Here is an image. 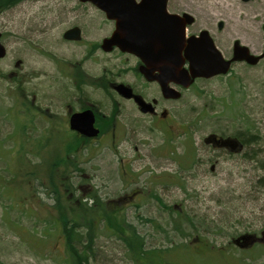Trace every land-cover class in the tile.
<instances>
[{"label": "rangeland", "instance_id": "obj_1", "mask_svg": "<svg viewBox=\"0 0 264 264\" xmlns=\"http://www.w3.org/2000/svg\"><path fill=\"white\" fill-rule=\"evenodd\" d=\"M57 1L10 0V6H15L0 17L4 43L23 48L24 70L34 71L26 88L40 96L52 97L55 109L63 105L53 96L55 75L43 77L46 80L43 81L38 74L40 68L49 73L52 65L41 64L34 48L54 47L63 57V53L68 56L70 50L65 51L60 42L62 33L71 25L82 26L83 39L88 43H100L110 35L104 17L92 8H78L74 0H66L69 13L65 16L56 8L58 3L63 6ZM199 1L205 4L203 10H213V42L225 60L231 58L235 41L252 55L260 54L264 0ZM220 22L224 24L221 31L216 28ZM69 48L78 53L81 46ZM65 59L71 60L70 56ZM94 60L88 63L90 75L132 63L128 57L118 55H101ZM8 64L6 60L0 63L1 264H70L65 239L59 234L61 228L53 230L46 223L58 221L59 209L72 208L73 201L79 199L84 203L89 195L77 190L86 185L103 202L115 200L133 189L144 193L134 200L138 206L123 210V220L141 238L143 249L163 257L164 264H264V63L255 67L234 63L228 75L196 83L177 105L174 135L146 131L139 132L132 141L129 126H118L121 141L116 152L103 146L92 161L77 157L83 173L66 171L64 183L71 186L70 190L77 188L69 195L71 204L67 198L62 200L52 192L63 194L60 177L55 180L59 189L51 188L49 193L44 188L47 184L50 187L48 165L62 158L66 134L59 132L51 139L53 145H47L44 141L47 130L20 129L22 120L15 110L6 113L14 127L4 117L3 112L11 107L14 95L11 84L5 80ZM59 80V92L64 98L66 92L70 95V90L66 91L68 80ZM88 96L99 101L104 110L106 102L99 91H88ZM178 123L182 126L177 130ZM167 135L172 142L165 139ZM210 135L238 139L246 146L233 154L212 150L203 143ZM168 153L186 158L198 156L201 171L187 168L185 174H180L176 163L168 159ZM121 159L132 177L128 170V174L119 173ZM166 178L173 184L164 182ZM155 197L175 202L181 210L162 211L152 207ZM243 237L256 241L244 246L247 240L242 242ZM77 239H83V243L77 244L84 251L83 264H140L102 224L93 243L88 244L89 250H85L84 235Z\"/></svg>", "mask_w": 264, "mask_h": 264}, {"label": "flooded vegetation", "instance_id": "obj_2", "mask_svg": "<svg viewBox=\"0 0 264 264\" xmlns=\"http://www.w3.org/2000/svg\"><path fill=\"white\" fill-rule=\"evenodd\" d=\"M78 8L89 7L92 8L101 17H104V22L110 28V35L101 40L100 43H88L85 42L83 37V29L81 25L68 26L62 33L61 46L68 52L71 60L67 61L64 53L63 57L61 53H57V48L45 50L41 46L34 48L37 51V60L41 64H51V71L48 73L44 69L40 68L38 74L46 78H52L55 75V93L54 97L62 102L63 105L59 109H55L53 99L50 96H40L34 90L31 92L26 88V85L31 80L30 77L34 75V71L28 73L24 70V59L22 56V50L20 47L15 46L8 47V42L4 43V33L0 30V46L3 49V57L0 58V63L7 61L8 69L5 74V80L11 84L13 88L12 105L6 108L3 114L5 119L10 123L6 113L16 111L22 120L19 128L23 129H44L47 130V136H45V144L53 145L51 139L58 136L59 132L63 131L65 136L66 148L68 154L65 156L67 162V168L69 173H83V170L78 167L77 157L88 158L92 161L99 149L105 146L109 148L111 152H116V148L120 144L119 134L117 133V127L120 125L129 126L130 137L134 140L139 132L155 131L161 133H175L173 126L175 125V117L178 109V103L182 101L185 93L188 92L198 82H205L213 80V78H195L188 88H185L186 77H191L189 62L185 59L184 52L181 54L182 65L178 67V71L182 74V77L177 78L175 81L161 83L157 80L159 73L157 71L149 70L143 65V63L131 54L121 52L119 48L113 47L110 51H105L103 48V41L110 38L115 30V22L106 18L103 11L96 9L89 3H81L78 0H74ZM244 2L243 0H241ZM251 1V0H249ZM248 1V2H249ZM56 5L63 15H67L69 11L66 9V0H58ZM142 0H118L114 7L117 8L119 13H130ZM22 1H18L21 4ZM161 2H154L149 0L148 6L150 11L154 15H162L160 11ZM15 6V5H13ZM10 0H0V17L5 11H8L11 7ZM165 11L169 15L179 16L185 23V38L191 37L199 38L202 32H206L213 42V10H203L205 6L203 1L199 0H165ZM207 6V5H206ZM208 7V6H207ZM210 8V7H208ZM211 9V8H210ZM70 12L72 10L70 9ZM56 22V20H55ZM221 24V27L219 25ZM216 28L222 30L224 24L222 22L217 23ZM78 31V40H65L64 35L68 32ZM71 34V33H70ZM70 37H72L70 35ZM214 43V42H213ZM234 44V42H233ZM14 45V44H13ZM215 45V44H214ZM81 46L78 53L71 52L72 48ZM233 47V45H232ZM11 50V51H10ZM11 53V56H9ZM264 53V34L262 36V50L257 56H261ZM110 56L118 55L119 57H128L132 63L123 67H117L115 70L107 71L103 70L101 74L90 75L88 72V63L97 56ZM233 57V51L231 58ZM230 58V59H231ZM60 62H59V61ZM241 63V62H240ZM264 63L262 58L258 64ZM120 64V63H119ZM245 64V63H243ZM257 64V65H258ZM234 65V63L231 65ZM247 65V64H245ZM47 66V65H45ZM250 67V66H249ZM59 78L68 80L66 91L70 90V95L66 92L65 97H62L60 91L61 83ZM43 81H46L43 79ZM39 84V82H38ZM50 87H53V82L50 81ZM88 91H99L102 95L106 106L102 109L99 101L91 100L88 96ZM127 108V110H124ZM92 120V127L97 133L95 136H86L77 129H82L87 126V121ZM14 124V122H13ZM12 124V125H13ZM177 130L180 123L176 124ZM14 127V125H13ZM91 131V130H90ZM42 140V137L39 138ZM165 139H169L170 142L173 139L167 135ZM164 139V140H165ZM229 139V138H227ZM223 138L216 137V141L213 140V135H210L203 140V143L209 146L212 150H224L228 152L237 153L242 150L243 145L238 139H231V143H223ZM43 142V141H42ZM110 142V145H106ZM33 143V142H30ZM136 150V149H135ZM168 159L176 163L178 172L185 174L187 168H193L194 170L201 171L199 164V158L196 155L186 158V155L177 157L176 153H168ZM177 157V158H173ZM124 161L121 159L119 164L120 171L123 174H128L132 177V172L125 168ZM128 170V172H127ZM210 171H213V165L210 167ZM82 177V176H81ZM86 180L85 177H82ZM169 184H173L171 179H164ZM166 184V183H165ZM78 187L77 191H82L85 195H89L85 198L87 206H98L99 208L107 209L108 212H112L114 217L123 219L122 212L128 207L138 206L134 203V200L141 198L144 193L138 189H133L130 193L120 195L115 200L102 201L96 195L91 194V188L86 185L85 188ZM77 189V188H76ZM75 189V190H76ZM79 191V192H80ZM81 193V194H82ZM91 194V195H90ZM155 196V195H154ZM151 206L156 207L162 211L169 210H181V207L175 202H165L155 197ZM89 200V201H88ZM90 202V204H88ZM141 204V203H140ZM139 204V205H140ZM125 222V221H124ZM127 224V223H126ZM101 225V224H100ZM128 225V224H127ZM130 226V225H129ZM263 241V239H260ZM256 240L248 239L244 246L253 245ZM245 242V239L242 240ZM243 244V243H240Z\"/></svg>", "mask_w": 264, "mask_h": 264}, {"label": "water", "instance_id": "obj_3", "mask_svg": "<svg viewBox=\"0 0 264 264\" xmlns=\"http://www.w3.org/2000/svg\"><path fill=\"white\" fill-rule=\"evenodd\" d=\"M78 1L93 5L96 9L103 11L108 20L115 22L114 32L110 38L103 41L105 51L108 52L113 47H117L121 52L135 56L149 70L159 73L157 80L161 83L175 81L182 77L178 71V67L182 65V52L189 62L191 72V77H186L185 88H188L195 78L210 79L226 76L233 63L242 62L254 67L264 58V53L261 56L252 55L246 47L236 41L232 49L233 57L230 60H224L206 32H202L199 38L186 39L185 23L179 16L167 14L165 0H154V2H161L162 15H154L150 11L149 0H142L140 4L134 5L129 14L117 12L114 5L118 0ZM77 35V30L68 32L64 35V39L78 40ZM2 57L3 49L0 46V58ZM77 130L86 136H95L97 133L93 130L92 120L87 121L85 128ZM213 140L216 141V137L213 136ZM231 142V139L223 140V143Z\"/></svg>", "mask_w": 264, "mask_h": 264}, {"label": "trees", "instance_id": "obj_4", "mask_svg": "<svg viewBox=\"0 0 264 264\" xmlns=\"http://www.w3.org/2000/svg\"><path fill=\"white\" fill-rule=\"evenodd\" d=\"M249 140H253V137L249 136ZM67 154L68 150L65 148L64 153H61L60 155L62 158L48 165L49 176L47 180L50 184V187L48 184L44 186L45 189L49 190V193H51V188L59 189L55 180L57 177H60L63 182L60 183V188L64 195L59 194L56 191L52 192L56 193V196L62 200H65L66 198L68 199L70 197L69 195H73V192L75 191V189L70 190L71 186L69 187L68 183H64V179L67 178L68 175L66 172L68 168L65 159ZM46 164H48V162ZM72 201V199L69 200L70 204ZM73 204L74 206L72 208L66 206L59 209V213L61 214H59L58 221L54 219V223L52 224H49L46 221V224L49 227H52L53 230L61 228L59 234L62 233L65 239V244L67 247L66 250L69 254L68 259L70 260V264H83L85 262V259L82 258L84 256L83 248L82 246L77 245L78 243L82 242L83 239L78 240L77 238L84 235L86 238L85 250H89L88 244L93 243L96 230L100 227V224H102L104 228L106 227V229L111 231L112 234H114L123 244H125L127 249L134 255L135 259L140 264L165 263L163 257H156V253H150L143 249L141 238L134 233V230L131 228V226L127 225L122 218L118 219L116 216L114 217L112 212H108V210L103 209V207L99 208L96 205L88 207L86 203H82L79 199L73 201ZM64 210L67 212V214H63L65 213Z\"/></svg>", "mask_w": 264, "mask_h": 264}]
</instances>
